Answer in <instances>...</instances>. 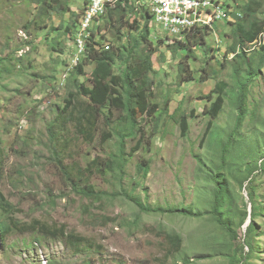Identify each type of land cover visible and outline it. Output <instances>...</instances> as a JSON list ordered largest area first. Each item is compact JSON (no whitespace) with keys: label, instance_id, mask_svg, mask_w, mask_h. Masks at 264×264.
<instances>
[{"label":"rangeland","instance_id":"374dc122","mask_svg":"<svg viewBox=\"0 0 264 264\" xmlns=\"http://www.w3.org/2000/svg\"><path fill=\"white\" fill-rule=\"evenodd\" d=\"M216 1L227 9L235 8L232 0ZM260 1L263 7L259 8L258 18L264 21V0ZM83 6V0H75L71 8L78 12ZM133 6L136 7L134 3ZM34 7L31 0H0V56L9 58L5 64L11 69L0 78V192L17 210L6 217L11 228L0 240V264H175L174 260L181 264L178 251H173L165 239L167 230L181 235L179 253L186 256L189 264H229L225 255L228 251L222 245L221 249L216 248L229 244V237L209 214L184 217L142 213L124 195L132 193L151 206L210 210L213 182L207 171L221 142L234 130L241 82H235L232 68L235 64L243 65L241 59L232 61L230 55H225L231 41L226 36L231 29L228 20H219L207 29L205 44L193 47L195 58L186 60L195 76L205 68V81L177 87L178 58L174 59L165 46L174 38L150 19V38L157 48L152 56L156 72L150 76L157 99L169 96V114L161 115L164 118L159 122L157 135V129L152 128L154 119L148 118L141 132L125 139L127 153L136 147L139 150L127 162L120 182L109 168L110 154L115 151L118 138L91 109L88 100L77 93L68 76L77 63L75 41L88 32L89 26L94 25L96 30L99 27L101 32L94 40H105L104 45H126L127 36L119 39L113 29L106 28L101 17L90 23L80 17L76 35H63V29L48 33L51 26L68 23L70 13L64 19L54 15L42 29L31 25L27 30ZM141 9L138 12L135 8L138 17L132 14L130 22L134 18L140 24L145 22V9ZM261 53L247 52V57L253 58L251 68L256 67ZM93 68L94 64L85 65V74L78 76L79 80L88 84ZM242 77L250 82L248 111L232 140L251 169L264 156V64L258 76L244 72ZM218 81L229 85L227 94L221 112L212 120L210 132L202 139L210 120L205 113L210 102L202 97ZM182 113L191 116L185 137L177 124ZM119 114L113 110L112 116ZM194 155L206 157V163L198 164ZM142 158L150 160V170L135 188V164ZM237 161L243 164L242 158ZM64 173L79 187L102 195V199L92 201L76 194ZM230 176L236 202L232 206L233 220L238 219L245 203L251 212L248 191L255 189L258 213L262 214L256 220L261 224L260 230H264V171L253 173L252 183L245 182L243 188L238 185L239 174ZM248 220L237 226L239 243L245 242ZM62 226L64 234H60ZM69 232L80 239V249L72 250L65 237ZM253 247L244 264H264V234L255 237ZM247 250L245 246L243 252Z\"/></svg>","mask_w":264,"mask_h":264},{"label":"trees","instance_id":"16d2710c","mask_svg":"<svg viewBox=\"0 0 264 264\" xmlns=\"http://www.w3.org/2000/svg\"><path fill=\"white\" fill-rule=\"evenodd\" d=\"M73 1L75 0H31V4L35 5V13L27 24V30L31 25H36L37 28L42 29L47 25V20L51 19L54 15L64 19V16L70 13V20L68 23L64 25L61 22L57 27L51 26L50 29H48V33L50 31L63 29V35H76L78 21L80 17H85L86 11L90 8L92 1L83 0L84 6L82 9H79L78 12H74L71 8ZM232 2L235 8L234 10L231 9L230 13L235 18L233 21H228L231 29L226 36H229L231 41L225 55L229 57V55L233 53L232 57H230L232 61L237 58L241 59L243 65L235 64L232 68L234 76L237 77L235 82H241V86L237 95V118L234 124V130L228 133L224 142H221L217 155L215 159L210 162L211 166L207 171V174L210 175V179L213 182V190L210 195V210L195 211V209L190 207L186 208L172 205L151 206L133 196L132 193H125L124 195L128 200H131L142 213L182 215L184 217H201L202 215L209 214L225 231L230 240L229 244H219L215 247L221 249L222 245L228 251L225 255L229 259V264H244V260L248 257V254L253 251L255 237H260L264 234V230H260L261 224H258L256 220L257 217L260 215L262 216V214L258 213L260 206L256 204V191L253 189L248 191L251 212L247 211V203H245V207L241 211L242 214L239 212L237 214L238 219L235 221L233 220L234 210H232V206L236 205V202L233 198L231 189L232 178L230 175L239 174V178H237L239 187L242 186L243 188L245 182H248L249 185L253 181V173L256 171H264V156L260 164L257 163V166L252 167L251 170L249 161L246 162L244 160L245 156L241 154L239 146L234 144L232 139H234V135L237 133L235 129L237 130L242 126V121L247 116L248 111L246 107V97L250 82L249 78L242 80V76L244 72L247 75L253 74L258 76L259 72H261V66L264 64V44L253 49L255 52H262L255 68H251L253 58L252 56L251 58L247 57V52L250 50H245V47L248 49L249 43L255 41L260 32L264 31V21L258 18L259 8L263 7L260 0H232ZM133 3L136 7L133 6ZM114 6L109 8L108 6L105 7V12L99 13L97 16L93 17V21L97 22L98 18L101 17L106 28L113 29L119 39L126 35L128 43L126 42V45L116 47L112 45H110V47L108 44H105L111 49H104V43L106 42L102 39L104 35H101L103 43L94 40L96 34L100 33L101 30L98 32L99 27L96 30L94 25L89 26L87 28L88 32L83 36L85 51L79 60L80 62L74 65V68L70 72L68 81L82 98L88 100L91 109L96 112V115L101 116L105 123H107V127H109L114 136L118 138L116 149L110 154L109 168L113 176L121 182V179L126 174L125 168L127 167V162H129L130 157L139 150V148L136 147L127 153L125 139L130 135H135L138 131L141 132L143 123L148 118L154 119L152 128L158 130L160 127L159 122L163 121L166 114H169L170 98L169 96L160 98L161 100L159 101L156 93L153 91L154 80H152L150 74L151 72H156L153 67L152 56L157 51V48L153 46V40L150 38L151 15L149 11L145 7H138L136 0H123V2L120 0ZM135 8L138 12L143 10L140 8L145 9L144 12L146 15L144 17H146V19L143 24H140L136 18L130 22L132 14L134 17H138L136 12H134ZM238 13L240 15H238ZM207 29L210 28L208 26L193 28L192 31L187 32L182 39L174 38L171 44H165L173 58H178L177 73L179 82L177 87L183 83L205 81V77H207L205 76L206 72H204L205 68L199 70L197 76H195L187 67L186 60L195 58L193 47L205 44L206 39L204 33ZM159 41L164 42L163 40ZM55 44L59 45V42ZM52 49L57 50L56 46H52ZM160 56L162 61H164L165 55L163 52H161ZM8 59L7 56H0V78L2 77L1 74L5 73L4 71L11 70L8 68L7 64H5V61ZM87 64H94V68L90 76H88V84L81 82L78 78V76L85 74L84 66ZM210 73L213 74V72ZM90 82L92 83L91 85ZM228 86L226 82L218 81L210 93L202 97L210 102L208 110L205 112L210 116V120L207 122V127L202 139H206L213 124L212 120L217 118L223 108L224 96L227 94ZM179 107L180 106L176 109L177 111ZM113 110L120 113L118 117L114 118L112 116ZM163 114L164 116H161ZM172 115L173 114L170 116ZM189 117L191 116H186L184 113L179 115L177 124L180 127L182 137H185L189 130ZM50 126L48 129L51 132L52 140L54 135ZM157 130L155 131V135L159 133V130ZM194 158L197 157L194 155ZM205 158L204 156L198 157L197 163L205 164L207 161ZM237 158H242L243 166L239 164ZM234 162H236V166L232 167ZM150 163V160L142 158L135 164L138 177L132 181V183H134L132 187L137 188L140 184V179L148 175ZM64 174L66 175L67 173ZM1 175L2 166L0 168V176ZM66 180L76 194L83 195V197L89 198L92 201H100L102 199V195L79 187L68 175H66ZM15 212H17L16 208L8 202L0 192V240L11 228L10 221H7L6 217L11 216V214ZM239 214H241L240 217ZM248 219L249 223L245 229V242H240V244L238 242L237 232V228L239 227L237 226L240 225L241 227ZM59 230L60 234L65 233L64 226ZM65 237L69 239L73 251L80 249V239L77 238L76 235L69 232L65 234ZM165 239L168 244L174 248L173 251H178L177 260H181V264H189L186 256L179 253L182 243L181 235L167 230ZM35 240L39 241L38 238H35ZM245 246L248 247V250L244 253ZM174 262L175 264H179L175 260Z\"/></svg>","mask_w":264,"mask_h":264},{"label":"built area","instance_id":"2783aa9c","mask_svg":"<svg viewBox=\"0 0 264 264\" xmlns=\"http://www.w3.org/2000/svg\"><path fill=\"white\" fill-rule=\"evenodd\" d=\"M91 1V6L84 17V22L87 23L93 21V17L99 13H104L105 7H113L120 0ZM121 1L123 2V0ZM136 2L139 7H145L149 11L151 19L162 26L167 35L173 38L182 39L193 28L205 26L213 28V24L219 20H231V9H227L220 1L216 0H136ZM238 15L240 14L238 13ZM83 36L75 42L77 63L85 51ZM261 44H264V31H261L258 38L249 43V48L245 47V50H253ZM105 49H109V46H105ZM232 55L233 53L230 54V57Z\"/></svg>","mask_w":264,"mask_h":264},{"label":"bare ground","instance_id":"6f19581e","mask_svg":"<svg viewBox=\"0 0 264 264\" xmlns=\"http://www.w3.org/2000/svg\"><path fill=\"white\" fill-rule=\"evenodd\" d=\"M115 7V6H114ZM139 7V6H138ZM109 8V7H108ZM111 9V8H110ZM141 9V8H140ZM107 11V10H106ZM108 12V11H107ZM147 13V12H146ZM108 15V14H107ZM147 15H148V13H147ZM149 16V15H148ZM214 25V24H213ZM157 33V32H156ZM153 34V33H152ZM152 36V35H151ZM166 37H168V36H166ZM160 39H162V38H160ZM173 39V38H172ZM163 40V39H162ZM260 46H262V45H260ZM80 62V61H79ZM74 68V67H73Z\"/></svg>","mask_w":264,"mask_h":264},{"label":"clouds","instance_id":"9594fccd","mask_svg":"<svg viewBox=\"0 0 264 264\" xmlns=\"http://www.w3.org/2000/svg\"><path fill=\"white\" fill-rule=\"evenodd\" d=\"M231 9V8H230ZM231 14V13H230ZM232 15V14H231ZM233 16V15H232ZM235 17L233 16V19H234ZM228 21H233V20H228ZM151 35V34H150ZM170 40V39H169ZM170 41H172V40H170ZM105 49V48H104ZM249 223V222H248Z\"/></svg>","mask_w":264,"mask_h":264},{"label":"water","instance_id":"95a60500","mask_svg":"<svg viewBox=\"0 0 264 264\" xmlns=\"http://www.w3.org/2000/svg\"><path fill=\"white\" fill-rule=\"evenodd\" d=\"M249 221V220H248Z\"/></svg>","mask_w":264,"mask_h":264}]
</instances>
